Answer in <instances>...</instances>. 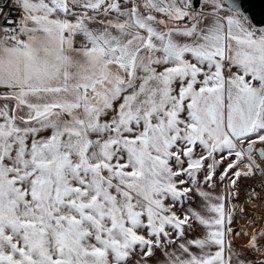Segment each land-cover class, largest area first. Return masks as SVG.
Instances as JSON below:
<instances>
[{"label": "snow or ice", "instance_id": "snow-or-ice-1", "mask_svg": "<svg viewBox=\"0 0 264 264\" xmlns=\"http://www.w3.org/2000/svg\"><path fill=\"white\" fill-rule=\"evenodd\" d=\"M260 23L0 0V264H264Z\"/></svg>", "mask_w": 264, "mask_h": 264}, {"label": "water", "instance_id": "water-1", "mask_svg": "<svg viewBox=\"0 0 264 264\" xmlns=\"http://www.w3.org/2000/svg\"><path fill=\"white\" fill-rule=\"evenodd\" d=\"M244 3L256 21L261 22L260 26H264V0H244Z\"/></svg>", "mask_w": 264, "mask_h": 264}]
</instances>
